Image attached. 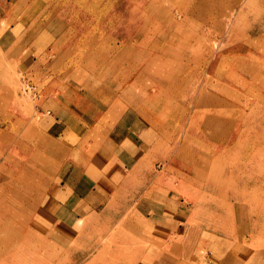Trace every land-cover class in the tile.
Instances as JSON below:
<instances>
[{"label":"rangeland","instance_id":"1","mask_svg":"<svg viewBox=\"0 0 264 264\" xmlns=\"http://www.w3.org/2000/svg\"><path fill=\"white\" fill-rule=\"evenodd\" d=\"M0 264H264V0H0Z\"/></svg>","mask_w":264,"mask_h":264},{"label":"crops","instance_id":"2","mask_svg":"<svg viewBox=\"0 0 264 264\" xmlns=\"http://www.w3.org/2000/svg\"><path fill=\"white\" fill-rule=\"evenodd\" d=\"M123 149L114 164H111L109 158L115 157V152H110L109 156L105 150L102 153H95L91 156V159L83 164L82 170L76 171L79 165L77 163L75 164L76 167H74L72 163L71 167L73 168L70 171L73 174L63 180L64 184L61 187H55L57 191L54 190L56 192L54 195H57L55 197L59 203L63 204L66 208L69 207V211L75 216L90 217L95 214L97 210L96 205L101 204L102 201L108 198L120 186L123 181V169L126 167L130 168L134 163V158L139 154L138 151L137 153H133L132 147L131 150L129 147ZM138 150L142 152L143 148L139 147ZM107 166H114L113 170H106L105 167ZM95 169H99V172L102 173L99 178L92 175ZM212 256L218 259L220 252L214 250Z\"/></svg>","mask_w":264,"mask_h":264}]
</instances>
